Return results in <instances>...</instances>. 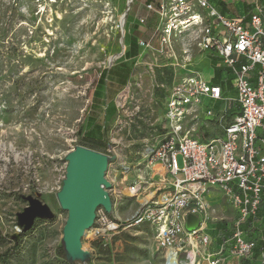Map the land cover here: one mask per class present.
I'll use <instances>...</instances> for the list:
<instances>
[{
  "label": "rangeland",
  "instance_id": "obj_1",
  "mask_svg": "<svg viewBox=\"0 0 264 264\" xmlns=\"http://www.w3.org/2000/svg\"><path fill=\"white\" fill-rule=\"evenodd\" d=\"M145 2L135 0L127 12V0H0V264H165L155 229L134 220L141 198L168 190L154 179L146 152L166 136L173 85L191 72L209 77L211 69L200 65L201 52L187 36L168 47L151 40L156 20ZM139 34L148 37L138 40L137 57L126 59ZM122 64L130 68L124 87L117 81ZM99 70H112L103 84ZM224 107L207 97L200 109L205 114ZM204 114L203 122H193L197 138L221 137L222 129L207 124ZM79 148L109 158L105 180L111 186L103 187L112 207L98 208L89 235L81 239L87 248L81 262H67L60 252L68 212L58 195L67 157ZM177 163L183 167L182 156ZM141 183L139 196L132 198L130 186ZM28 198L47 206L54 218L37 219L24 232L19 215ZM207 202L212 228L223 227L230 236L233 206L220 191L208 194ZM259 229L264 234V225ZM200 251L197 264H211L213 257L221 264L242 261L235 254L220 255L214 245ZM254 264H264V252Z\"/></svg>",
  "mask_w": 264,
  "mask_h": 264
},
{
  "label": "built area",
  "instance_id": "obj_2",
  "mask_svg": "<svg viewBox=\"0 0 264 264\" xmlns=\"http://www.w3.org/2000/svg\"><path fill=\"white\" fill-rule=\"evenodd\" d=\"M134 2L127 0V12ZM145 8L156 20L151 40H160L168 47L172 40L187 36L195 40L201 53L215 54L232 70L240 111L231 118L223 112H201L204 98L219 101L225 96L221 87L205 81L198 72L173 85L165 109L166 136L146 152L147 160L165 172L163 184L168 190L141 198L135 224L155 229L165 264H197L200 248L213 245L220 255L248 258L255 242L247 240L241 225L256 214L264 191V137H259L264 133L263 8L256 7L247 26L219 14L209 0H162ZM146 19L140 23L145 25ZM203 114L207 124H223L221 137L197 138L193 122L201 120ZM178 156L183 158L182 168ZM131 169L129 166L125 171L130 173ZM169 175L175 178L173 182ZM142 188V183L131 185L130 196L138 197ZM212 191L222 192L236 215L230 237L219 245L210 233L214 219L207 196ZM189 215L200 221L192 232L186 229ZM210 261L221 264L222 259L213 257Z\"/></svg>",
  "mask_w": 264,
  "mask_h": 264
},
{
  "label": "water",
  "instance_id": "obj_3",
  "mask_svg": "<svg viewBox=\"0 0 264 264\" xmlns=\"http://www.w3.org/2000/svg\"><path fill=\"white\" fill-rule=\"evenodd\" d=\"M125 51V48H123ZM68 168L63 190L58 198L63 210L68 212L64 229V244L69 257L81 262L85 254L74 252L86 231L92 228L99 207L110 212L112 202L104 187L110 188L105 180L109 158L99 153L79 148L68 157ZM29 206L19 215L24 232L29 231L37 219L52 220L54 215L39 200L28 198ZM199 218L189 215L186 229L189 232L199 227ZM76 264V263H75Z\"/></svg>",
  "mask_w": 264,
  "mask_h": 264
},
{
  "label": "trees",
  "instance_id": "obj_4",
  "mask_svg": "<svg viewBox=\"0 0 264 264\" xmlns=\"http://www.w3.org/2000/svg\"><path fill=\"white\" fill-rule=\"evenodd\" d=\"M149 2H150V0L147 1V3H149ZM262 2L264 5V0H262ZM262 8H263V16H264V7H262ZM132 40H135V39H132ZM135 42H136L135 45L132 44V46L131 45L128 46L127 52L125 54L126 59L132 60V59H135L137 57L138 39ZM122 65L123 66L120 67L122 71L120 73H118L119 75H117V81H118L119 86L124 87V86H126L127 79L130 75V68L127 64H122ZM217 70L218 71L216 72L215 83L213 85L221 87L222 92L224 94V92L226 91L225 90L226 84H224V82L220 83V76H221L222 72H224V71L227 72V70H226V68H219ZM111 71H108V70H99L98 71L100 74V77H101L100 79L102 81V84L104 81L108 80V77H110V75H111ZM232 79H233V77H232L231 73L229 72L228 77H226V79H225L227 84L231 85L228 88L229 91L233 90L232 89L233 88ZM110 90L113 91V88H111ZM98 98L99 97H97V99ZM94 105L95 104H93V106ZM217 114H219V113H217ZM221 114H224L226 117L231 118L234 115H238L239 112L238 113H231L229 116H228V113L226 114V112L221 113ZM215 123H216V121H215ZM201 141H203V140H201ZM261 225H264V191L262 193L261 203L259 205V208H258L256 214L254 216L250 217L247 222H245L244 224L241 225V230L244 231V233L246 234L247 240L255 242V248H254L252 255L250 257L241 259L242 261L240 264H254V262H256V260H258L259 255L264 252V234H263V231H261L259 229V227ZM223 230H226V229H224L223 227H220L217 229L216 227L212 228V226H211L210 233L212 235L214 234L213 236H214V238L217 239L218 245L221 244L224 241V239L228 238L226 236H229V235L225 234L226 232H224ZM60 257L63 258L64 260H66L67 262L71 261V258L68 255V252L66 250L64 242L62 244Z\"/></svg>",
  "mask_w": 264,
  "mask_h": 264
},
{
  "label": "crops",
  "instance_id": "obj_5",
  "mask_svg": "<svg viewBox=\"0 0 264 264\" xmlns=\"http://www.w3.org/2000/svg\"><path fill=\"white\" fill-rule=\"evenodd\" d=\"M147 1L148 0H146V2H145V7L148 4ZM161 1L162 0H158V1L154 2L153 0H150V2H153V3H159ZM209 3L211 5V7H213L222 16L226 17L227 19L239 21L244 26H247L250 23L251 17L253 15V13L255 12V9L257 6L260 5V6L264 7L262 0H209ZM136 21H138V19ZM135 25H137V24L135 23ZM153 29H154V27H153ZM139 36H140V34H139ZM143 37H148V36H140L138 38V40H142ZM201 56H202V58H201L200 65H202L206 62L209 64L210 69H211V75L209 77H205L200 72H198L200 74V76H202L205 81H207L211 84H214L216 72L218 71L217 69L226 68V70H227V72L226 71L222 72L221 76H220V83L224 82V84H226L225 85L226 91L224 92L225 98L223 100H219V101H212L211 100L214 103L221 102V107H223L225 105L224 109H222V110L219 109L217 113L226 112V114L228 113V116L231 113H238L240 111V106H239V103L237 102V95H235V96H228L227 95V94H229V92H231L228 89L229 86H231V85L227 84V82L225 81L226 77H228L229 72L231 73V75L233 77L232 70L225 67L222 64V61L215 54L201 53ZM215 62L219 66H216L214 68L212 65ZM232 89L234 90V88H232ZM219 127L222 129L223 124L219 125Z\"/></svg>",
  "mask_w": 264,
  "mask_h": 264
},
{
  "label": "bare ground",
  "instance_id": "obj_6",
  "mask_svg": "<svg viewBox=\"0 0 264 264\" xmlns=\"http://www.w3.org/2000/svg\"><path fill=\"white\" fill-rule=\"evenodd\" d=\"M110 22L109 19H105L104 20V24H108ZM119 28V27H117ZM153 168V172H154V179L157 180V181H160V182H164V174H163V171H162V168L160 165H155ZM128 194H130V192H128ZM85 235H89L86 231ZM74 249V252H78V253H81V254H85L87 252V248L83 245H81V241L79 242V244L77 245L76 248H73ZM76 262L79 261V258L75 260Z\"/></svg>",
  "mask_w": 264,
  "mask_h": 264
}]
</instances>
